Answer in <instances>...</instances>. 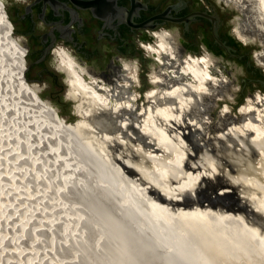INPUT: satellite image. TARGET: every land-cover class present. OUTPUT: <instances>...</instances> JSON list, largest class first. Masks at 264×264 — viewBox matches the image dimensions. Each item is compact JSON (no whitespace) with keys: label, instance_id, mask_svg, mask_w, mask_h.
Instances as JSON below:
<instances>
[{"label":"water","instance_id":"water-1","mask_svg":"<svg viewBox=\"0 0 264 264\" xmlns=\"http://www.w3.org/2000/svg\"><path fill=\"white\" fill-rule=\"evenodd\" d=\"M224 2L241 11L234 17L235 29L247 45L258 46L254 63L264 69L263 0ZM0 7L23 54L26 71L19 77L58 113L92 169L158 208L220 226L230 235L264 242V89L258 91L257 83L245 87L248 75L241 63L219 61L210 68V79L197 82L189 78L184 67L180 74L178 69L164 66L172 64L167 56H158L161 64L154 63L150 71L155 84L147 97L163 106L151 107L147 117L134 120L135 129L128 128L129 120L121 122L122 130L115 114L103 108L110 100L101 94L104 103L98 104L72 78L70 97L80 98L77 114L50 103L47 95L41 96L44 90L27 78V52L15 34L5 0H0ZM249 9L261 12L263 32L259 35L245 33L247 24H252L250 18L245 20ZM196 15L207 17L205 13ZM190 20L184 18L183 22L188 24ZM210 20L217 37L219 18ZM220 45L230 52L223 43ZM160 46L165 50L163 42ZM159 70L165 75L158 74ZM165 79L177 85L160 89ZM215 87L223 92L218 98L223 104L216 108L210 107L209 96ZM137 94L139 101H144L143 94ZM82 96L90 98L86 99L92 104L88 109L84 110L87 104L81 106ZM113 109L119 111L118 106Z\"/></svg>","mask_w":264,"mask_h":264},{"label":"rangeland","instance_id":"rangeland-1","mask_svg":"<svg viewBox=\"0 0 264 264\" xmlns=\"http://www.w3.org/2000/svg\"><path fill=\"white\" fill-rule=\"evenodd\" d=\"M3 22L0 17V264H116L100 250L103 241L116 240L112 237L116 226L124 231L126 243L121 244L128 243L129 252L120 249L126 264H195L178 258V241H169L164 230L167 219L92 169L69 131L62 133L33 106L29 87L19 77L25 72L17 42ZM239 36L244 40L240 32ZM158 209L170 218L182 215ZM188 232L190 242L193 230ZM206 237L200 236L198 243L207 248V241L213 247L216 236ZM222 244L210 264L243 260L233 243ZM194 248L198 250L196 241ZM240 261L237 264H247Z\"/></svg>","mask_w":264,"mask_h":264},{"label":"flooded vegetation","instance_id":"flooded-vegetation-1","mask_svg":"<svg viewBox=\"0 0 264 264\" xmlns=\"http://www.w3.org/2000/svg\"><path fill=\"white\" fill-rule=\"evenodd\" d=\"M224 1L5 0V5L15 34L27 52V78L44 90L45 93L41 92L43 98L47 95L50 103L72 109L77 114V99L80 98L70 97V80L72 78L77 85L80 77L110 100L103 108L115 114L119 126L129 120L128 128L135 129L134 120L139 116L147 117L151 107L154 110L158 105L163 106L147 97L155 84L150 71L154 63L161 64L158 56H167L172 64L167 62L164 66L178 69L180 74L182 67L186 70L195 60L201 72L206 70V64L209 71L219 61H236L247 72L245 87L257 83L258 91L264 89V69L254 63L258 46L247 45L239 36L233 20L241 11ZM251 9L245 12V20L250 18L252 24L245 22L247 29L244 31L255 36L263 32L260 23L263 19L261 12ZM196 13H205L207 17ZM216 16L219 18L217 37L210 20ZM189 17L188 24L183 22ZM162 42L165 50L160 46ZM205 57L212 63L209 64ZM23 63L25 65L24 59ZM157 73L162 74L160 70ZM188 75L192 78L191 73ZM165 80L160 89L177 85ZM138 91L143 94L144 101H139ZM222 95L221 88L215 87L214 94L209 95L210 107L223 104L222 98L218 99ZM82 98L81 106L87 104L84 110L91 107L86 101L90 98ZM116 106L119 111L113 109Z\"/></svg>","mask_w":264,"mask_h":264},{"label":"bare ground","instance_id":"bare-ground-1","mask_svg":"<svg viewBox=\"0 0 264 264\" xmlns=\"http://www.w3.org/2000/svg\"><path fill=\"white\" fill-rule=\"evenodd\" d=\"M263 2H264V0H263ZM0 17L5 22V25H6L7 29H8V31H11L10 22H9L7 16L4 14V12L1 9H0ZM11 33H12V31H11ZM15 45H16V49H17V51H18V53L20 55V58L22 59V62H23V54L21 52H19L17 43H15ZM202 61L205 62L204 59ZM188 65L186 66L187 68L185 70V73H187V75L189 73H191L192 74V79L194 81L196 80L197 82H205V81H207V78L208 79L211 78L210 72L208 71V64L205 65V69L206 70L203 71L204 73L201 72L198 69V63H197L196 60L193 62V66L192 65H189L188 66ZM69 67H73V65H69ZM72 70H74V69L72 68ZM22 71L23 72L26 71V67H25V65H23V63H22ZM76 75L78 76L77 73H76ZM77 85H79L80 88H81V90L84 91L88 96H90L91 98L96 99V101H98L99 103H102V104L104 103L103 96L100 95V94H98L97 91L92 86H90L89 84H86L80 77H79V80H77ZM26 92H27V95L32 100L31 103L33 104V106L42 109L45 112V114L47 115V117L53 123H55V125L60 129V131L62 133H66L68 131V129L64 125L62 119L60 118V116L58 115V113L54 109H52L51 107H49L48 105H46L29 88L27 89ZM151 206L155 210V212L158 213V215L161 214L164 217L165 221L167 219V221L165 222L166 226L164 228V230H166V232H167V239H169V241H171V240H173L175 242L178 241L176 243H177V246L179 248L178 247H176V248H177V250H179L181 252L179 254L180 257H178V256L177 257L179 259H181L182 262L183 261L184 262H186V261L189 262L190 260H194L195 261V264H210L212 262V258L215 255L218 254V252H219L218 249L219 250L221 249V248H217V247L220 246V244H222V243H224V244H227L228 243L229 244V242L231 244L232 243L234 244V246H232V247L233 248L235 247L234 249L237 250V254H239L241 256V258L243 259L242 261H240V259L239 260L238 259H234V260H238L241 263H244L243 261L245 260L247 264H256V263L260 264L259 263L260 261H264V242H261V241L260 242L250 241V240H247V239H245V238H243L241 236H237L235 234H231L230 235V234H228L230 232H228L227 230L221 228L220 226L218 227L216 225H213V224L204 222L202 220H199V219L197 220V219L192 218L190 216H185L184 214L179 215V216H177V215L176 216H173L174 219L176 218L174 220L173 218H170L165 212L160 211L156 206H154L152 204H151ZM116 225L117 224H115V226ZM176 225H179L180 228L179 227L176 228ZM120 226H122V225H120ZM110 228H112V227H110ZM118 229H119L118 226H116V227H113V230H112L114 232V233L112 232V234H114V235H112V237H114V239H116V240H113V241L110 240V243L105 242V241L102 240L103 242L100 244V246H102V249H100V250L103 251V249H104L105 252H106V254L108 255V259H112V261L114 259L115 260L114 263H116V264H126V261H125L126 260L125 259L126 258L125 252H122L121 251L123 249V247H124V244L126 243V241H125V243L123 242V239L124 238L122 239V237H121L122 236L121 233H123L124 231L123 232H119V231H121V228L119 230ZM189 230H193V235H194V240L192 239L190 241L191 243L188 242V239L193 238V237H191V233L188 232ZM124 235H125V233H124ZM106 236H104V239L106 238ZM200 236H207L206 238H209V239L212 238V237L215 238L214 236H216V240H215L216 242H215V244L212 247V245L208 244V242L205 241L206 244H207V248H206L203 245V243L202 244L198 243L199 242L198 241V238ZM109 237H111V236H109ZM109 237H108V239H109ZM200 240H201V238H200ZM106 241H107V239H106ZM114 241H115V244H114ZM120 241L122 243H124V244H121ZM194 241H196V246H197V249L198 250H196L194 248ZM140 242H141V240H140ZM202 242H204L203 239H202ZM141 244H142V242H141ZM127 245H128V243L125 246L126 247V251H128L127 250ZM208 245H210V246L208 247ZM121 247H122V249H121ZM220 247H222V246H220ZM225 247H226L225 248V251H226V249L229 248V247H227V245ZM130 248H131V246H130ZM189 249H190L191 252H188ZM230 249H229V251L231 252ZM216 250H217V254L214 253V251H216ZM227 251H228V249H227ZM186 252L187 253H191L190 256ZM232 252L231 253L233 255L236 254V252L234 250H232ZM203 253H205V255ZM208 253H210V254H208ZM126 254L128 255V253H126ZM213 254H215V255H213ZM219 254H220V252H219ZM238 256H236V257H238ZM130 257H131V255H130ZM192 258H194V259H192ZM254 259H256V261H259V262H254ZM112 261H111V263H112ZM175 261H176V259H175ZM177 261H179V260L177 259ZM238 261L236 262V264L239 263ZM140 262H141V260H140ZM180 264H181V261H180Z\"/></svg>","mask_w":264,"mask_h":264}]
</instances>
